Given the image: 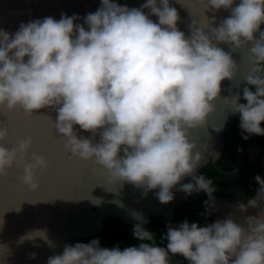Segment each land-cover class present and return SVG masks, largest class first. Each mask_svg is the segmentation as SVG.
I'll list each match as a JSON object with an SVG mask.
<instances>
[{
	"label": "clouds",
	"instance_id": "9594fccd",
	"mask_svg": "<svg viewBox=\"0 0 264 264\" xmlns=\"http://www.w3.org/2000/svg\"><path fill=\"white\" fill-rule=\"evenodd\" d=\"M188 3L230 15L217 26L193 19L186 35L170 0H145L139 7L101 0L83 23H76L81 19L78 14H62L59 19L21 22L15 32L0 28V113L17 106L27 114L53 109L65 150L81 160H93L110 183H131L144 195L158 189L159 201L168 203L174 199L172 189L191 176V182L180 184L178 190L189 196L206 193L202 214L211 215L217 188L211 178L197 172L208 161L190 133L206 127L215 101L223 99L232 113L240 114L244 139L264 135V0ZM249 42L242 91L246 103L240 102L241 94L221 97V82L233 80L238 65L219 45L243 49ZM76 125L91 137L79 136ZM8 134L0 121V141ZM97 134L99 142H94ZM31 145V137L19 139L11 148L0 143V176L15 165L23 170L22 182L35 190L37 173L49 162L35 151L29 153ZM219 155L215 152L213 159ZM254 179L259 184L256 195L246 203L231 202L238 211L225 218L205 226L187 219L169 223L162 237L166 247L151 243L156 236L145 227V218L133 225L138 246L102 247L94 238L65 244L47 264H170V254L182 255L188 264H264V177L257 174ZM249 208L256 209L255 214L237 220L234 212L248 213ZM37 237L54 247L46 229H34L20 242Z\"/></svg>",
	"mask_w": 264,
	"mask_h": 264
},
{
	"label": "water",
	"instance_id": "95a60500",
	"mask_svg": "<svg viewBox=\"0 0 264 264\" xmlns=\"http://www.w3.org/2000/svg\"><path fill=\"white\" fill-rule=\"evenodd\" d=\"M100 2L101 0H0V28L15 32L21 22L27 23L48 16L59 19L62 14H78L81 19L76 23H83V17L96 11ZM116 2L139 7L145 0ZM170 3L178 10L181 17L178 27L186 35L190 34L188 25L193 19L201 25L209 23L217 26L230 15V11L203 9V6L189 4L188 0H170ZM213 16L215 20L212 19ZM151 18L157 20L155 16ZM261 29L264 30V24H261ZM255 35L259 37V33ZM219 46L231 52L238 65L235 78L221 82L220 96L230 98L241 94L242 84L246 82L243 79L248 67L245 55L251 42L243 49L233 48L227 43ZM215 104L216 110L206 118V127L191 130L190 133V140L197 144L198 150L208 161L197 172L207 164L219 161L225 149L226 124L231 117L240 116L239 113H232L223 99L216 100ZM56 115V111L50 108L27 114L19 106L0 113V121L4 122L9 133L0 143L11 148L19 139L31 137L29 153L35 151L49 162L42 173H37L39 186L35 190L22 182L23 170L15 165L6 175L0 176V219L3 218V225L0 226V264H47L48 257L61 253L65 244L74 245L77 241L102 231L107 218L113 217L134 225L145 218L148 223L150 218L159 216L161 222L168 225L173 221L176 207L189 197L178 189L180 184L191 182V176H185L172 189L174 199L168 203L159 201L155 195L158 189L144 195L142 189L131 183H110L106 172L93 160H81L65 150L63 139L56 131ZM75 128L79 129V125ZM78 135L91 137L92 134L79 129ZM99 139L97 134L94 142H99ZM215 152L220 153L217 159H213ZM227 206L233 209V205L228 203ZM34 229H46L54 247H50L39 237L34 241L26 239L20 242L21 236ZM151 243L158 245L155 240ZM33 252L37 254L36 258H31L30 254Z\"/></svg>",
	"mask_w": 264,
	"mask_h": 264
},
{
	"label": "trees",
	"instance_id": "16d2710c",
	"mask_svg": "<svg viewBox=\"0 0 264 264\" xmlns=\"http://www.w3.org/2000/svg\"><path fill=\"white\" fill-rule=\"evenodd\" d=\"M241 101L246 103L242 97ZM255 91V86H249ZM261 127H264V121L261 122ZM225 149L216 164L209 163L202 168L198 173L204 174L213 180L217 191L214 193L215 198L227 200L235 203L238 199H243L247 202L254 193L255 184L257 183L254 177L259 174L260 162L264 153V135L252 134L248 139H244L240 128V116L231 117L225 127ZM258 150V157L252 161L249 157L251 148ZM207 194L203 191L193 193L188 198L184 199L175 209V215L171 224L178 225L185 219L189 223H198L200 226H205L208 223H213L215 218L214 212L211 215H203L206 212L204 201L207 200ZM150 231L156 236V243L159 246L166 247V240L162 237L167 232V225L161 222L159 216L150 218V221L145 224ZM133 224H126L120 219L107 218L104 221V229L99 233L81 239L77 242L88 243L94 238H99L102 247H114L119 245L121 249L137 245L140 241L132 234ZM170 264H188L186 259L179 254L172 255Z\"/></svg>",
	"mask_w": 264,
	"mask_h": 264
},
{
	"label": "flooded vegetation",
	"instance_id": "af4514ba",
	"mask_svg": "<svg viewBox=\"0 0 264 264\" xmlns=\"http://www.w3.org/2000/svg\"><path fill=\"white\" fill-rule=\"evenodd\" d=\"M249 157H250V159L252 160V161H254V160H256L257 159V157H258V150L256 149V148H251L250 150H249ZM260 173H261V177H264V153H263V155H262V158H261V162H260ZM259 188V184L258 183H256L255 184V189H254V193H253V196L252 197H254L255 195H256V190ZM215 199H217V201H219V202H223L225 205H227L228 203H230L231 204V202L230 201H227V200H221V199H218V198H215ZM229 207V206H228ZM216 208L217 207H215V209L213 210V212H214V214H215V218H214V220H213V222H215L217 219H221V218H219L218 216H217V212L215 211L216 210ZM230 208V207H229ZM251 209V208H250ZM231 211H229V213H230ZM228 213V214H229ZM252 213V212H251ZM243 216V215H242ZM242 216H239V218H241Z\"/></svg>",
	"mask_w": 264,
	"mask_h": 264
},
{
	"label": "rangeland",
	"instance_id": "374dc122",
	"mask_svg": "<svg viewBox=\"0 0 264 264\" xmlns=\"http://www.w3.org/2000/svg\"><path fill=\"white\" fill-rule=\"evenodd\" d=\"M215 201H216V207H217L215 211L217 212V216L221 219L225 218L228 215L229 211H238L233 206L231 207H233L235 210L229 208L223 202H219L217 200ZM255 212H256V209L249 208L248 213H242V215L255 214Z\"/></svg>",
	"mask_w": 264,
	"mask_h": 264
},
{
	"label": "bare ground",
	"instance_id": "6f19581e",
	"mask_svg": "<svg viewBox=\"0 0 264 264\" xmlns=\"http://www.w3.org/2000/svg\"><path fill=\"white\" fill-rule=\"evenodd\" d=\"M234 213L236 215L237 220H239L240 219L239 216H242V213H240V212H234Z\"/></svg>",
	"mask_w": 264,
	"mask_h": 264
}]
</instances>
